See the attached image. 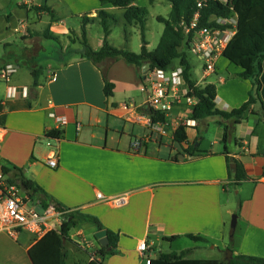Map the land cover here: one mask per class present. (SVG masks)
Returning <instances> with one entry per match:
<instances>
[{
	"label": "crops",
	"instance_id": "crops-1",
	"mask_svg": "<svg viewBox=\"0 0 264 264\" xmlns=\"http://www.w3.org/2000/svg\"><path fill=\"white\" fill-rule=\"evenodd\" d=\"M61 2L67 6L72 21H80L84 15L96 17L100 10L114 16L113 10L118 9L99 0ZM17 4L27 10V18L12 21L10 12L7 30L16 33L14 29L21 22H27L28 35H17L28 46L21 56L0 61V67L6 63L18 67L10 82L18 90L9 94V84H1L0 171L2 161L20 167L24 177L38 187L39 193L31 199L39 205L44 201L48 206L59 205L98 217L104 228L111 229L118 237L115 254L103 258L106 264H145L137 250L142 240L151 246L150 257L158 251L188 248L193 249L190 257L199 259L226 260L228 248L233 255L264 257V108L259 95L251 107L253 111L240 120L220 115L193 119L195 125L189 126L188 144L183 147L173 136L176 126L172 123L178 120V110L171 117L169 132L164 136L156 129L149 130L129 121L130 111L124 104L132 100L143 104L147 100L145 84L135 65L124 59L112 63L107 76L116 87L113 96L108 98L101 69L81 56V22L76 28L66 24L59 14L53 18L33 7L42 4L53 7L51 0H19ZM32 10L37 13L36 23H42L44 16L49 15L47 24L54 31L62 28L64 37L71 39V44L64 43L61 48L65 55L71 53L68 60H60L57 66L50 64L46 75L38 62L44 50L43 35H38L29 18ZM90 23L86 21L87 32ZM87 37L95 50L103 46V32L94 39L88 33ZM111 38L112 33L108 36L109 42ZM148 47L151 49L149 41ZM54 56L51 54L48 59ZM31 68H42L37 84ZM241 71L222 57L218 71L209 76L208 83L217 87L216 102L220 110L239 108L255 93L253 81L239 76ZM198 77L195 75V80ZM62 116L68 118L66 125L58 121ZM226 125L229 134L225 139ZM137 127L142 132L136 131ZM54 131L60 132L59 135H49ZM168 135L174 141L171 144L166 142ZM143 136L147 139L135 149L134 140ZM49 141L53 147L48 145ZM190 145L198 147L193 156L185 151ZM53 149L57 150L59 162L55 168L48 164ZM180 153L184 155L182 159H179ZM239 164L248 179L238 183ZM234 183L240 196L235 206L228 195ZM98 192L111 197L129 193V201L114 207L98 200ZM234 213L238 214V223L229 235L228 221ZM98 230L92 223L81 224L73 230L70 242L76 247L72 250L78 248L88 254L85 261L77 260L75 264L88 263L101 248L95 235ZM189 235L204 237L207 242L195 241ZM173 236L178 237L172 239ZM9 237L26 255V264H33L28 250L39 237L27 231L15 237L0 233L1 242ZM183 238L192 243L180 246L178 242ZM209 244L214 255L194 256L195 251Z\"/></svg>",
	"mask_w": 264,
	"mask_h": 264
},
{
	"label": "trees",
	"instance_id": "trees-1",
	"mask_svg": "<svg viewBox=\"0 0 264 264\" xmlns=\"http://www.w3.org/2000/svg\"><path fill=\"white\" fill-rule=\"evenodd\" d=\"M103 5L110 4L124 10V18L127 24L138 26L141 30V48L133 51L127 48H119L109 42L108 36L112 32L113 15L106 10L98 11L96 17L83 16L82 29V51L83 58L90 59L100 69L104 79V91L108 98L112 97L116 85L110 81L107 72L109 67L116 60L124 59L128 64H133L139 70L144 84L146 85L144 65L149 64V71L156 68L168 69L174 66L173 61L179 59V65L184 67V75L190 85H194L196 80L193 75V64L189 55V45L187 36L182 26L183 22H189L197 11L200 12L202 25L212 26L215 23L210 21L213 16H238L236 33L229 41L224 57L232 64L240 67L242 71L239 76L251 79L253 81L255 93L250 95L249 99L239 108L230 111H222L217 107V87L213 83L197 87L192 95L198 98V103L192 109V118L200 120L211 115H220L225 118L235 117L237 120L244 118L256 102L257 96L262 101L264 108V0H205L202 7L198 6L199 0H167L171 5V11L168 17L158 16L159 21L164 23V30L155 49L148 47L146 37V22L149 10L147 7H141L137 4L138 0H99ZM152 1V0H151ZM38 12H46L53 18L56 12L52 6L42 4L33 6ZM86 21L92 23L98 22L104 29V43L99 50H95L89 43L87 37ZM48 38L58 39L56 36L47 34ZM35 84L42 74V68H31ZM154 120H157L159 114L151 112ZM162 116V115H160ZM163 120L164 116L161 117ZM189 126L180 124L174 133V141L181 146L188 144ZM60 132H52L49 135H59ZM225 139L229 134V128L225 126ZM198 147L190 145L185 151L192 156L196 154ZM177 157H175L176 159ZM2 161V160H1ZM2 171L5 174H13L15 180H18L27 191L30 198L39 193L35 183L24 177L22 169L16 165L7 164L2 161ZM248 176L242 170L240 164L236 172V182L247 180ZM47 202L41 201V207L46 208ZM59 211L64 212L62 222L57 229L47 231L44 235L37 238L28 250L29 257L33 264H67L69 257L66 243L71 240L72 231L84 223H92L100 229H105L103 223L98 217L82 212L80 210L63 209L56 206ZM109 245L102 246L94 254L95 256L86 264H106L104 257L115 254L118 237L111 229H108ZM193 240L207 242V239L201 236L189 235ZM178 236L171 237L172 239ZM108 247L111 249L108 250ZM151 247V246H150ZM192 248L180 251H158L155 256H151V264H264V257L234 254L230 261L225 259H199L191 258ZM97 256H100L99 259Z\"/></svg>",
	"mask_w": 264,
	"mask_h": 264
},
{
	"label": "built area",
	"instance_id": "built-area-1",
	"mask_svg": "<svg viewBox=\"0 0 264 264\" xmlns=\"http://www.w3.org/2000/svg\"><path fill=\"white\" fill-rule=\"evenodd\" d=\"M221 1V0H220ZM205 0H199L198 6L202 7ZM225 2V1H223ZM200 12L197 11L189 22H183L182 26L186 33V40L190 53L200 62L201 73L194 85H190L184 75L182 65L173 66L168 69L156 68L145 72L146 85L143 90L147 92V100L143 104L129 101L124 104L128 109L129 121L144 125L147 129H156L161 135H167L171 126L170 119L177 110L178 120L172 123L177 127L195 125L192 118V109L198 103V98L192 95L193 91L200 86L208 84V78L218 71V65L224 51L236 33L238 16H213L210 21L212 26L202 25ZM14 31L21 36L28 35L27 22H21ZM17 65L6 63L0 67V79L9 84V94H14L18 89L10 84L13 74L17 71ZM1 105V103H0ZM1 112V106H0ZM159 114L154 120L151 115ZM165 117L163 120L161 117ZM60 125L68 123L67 117H59ZM147 137L136 138L133 147L138 149ZM48 145L53 147L52 142ZM57 150L53 149L48 158V164L55 168L58 166ZM98 200L105 204L120 207L128 203L129 193L117 196H106L97 193ZM64 212L59 211L55 205L42 208L35 203L27 194L22 184L15 180L11 174L0 171V233L17 236L21 231H27L37 237H41L47 231L57 229L62 222ZM140 258L145 264H151V247L146 240L137 245Z\"/></svg>",
	"mask_w": 264,
	"mask_h": 264
},
{
	"label": "rangeland",
	"instance_id": "rangeland-1",
	"mask_svg": "<svg viewBox=\"0 0 264 264\" xmlns=\"http://www.w3.org/2000/svg\"><path fill=\"white\" fill-rule=\"evenodd\" d=\"M139 6L141 7H147L149 10V14L147 16V22H146V37L147 41L151 43V50L155 49L160 37L164 30V23L159 21L158 16L168 17L171 6L170 3L167 0H138ZM17 2L19 0H0V61H7V60H13L16 56H21L22 53L25 51L27 43L21 39L17 35V33H14L13 30H7L8 28V16L10 12L12 13V18H10L12 21H17L19 18L26 19L28 12L24 8H21ZM51 3L53 5V8L56 9V14L63 16V18L66 21V24L73 25L76 28L79 26V22H81V26H83V19L81 18L80 21L74 20L72 21L67 6L61 2V0H51ZM120 8H116V10H113L114 18L112 20V38L110 39V42L112 44H115V46L119 48H127L129 50L133 51H139L141 48L142 39L141 37V30L138 26H132L127 24L124 14L122 13ZM29 18L34 23V28L37 30L38 35H43V44H44V50L42 51L41 58L38 59V62L43 66L44 74L46 75L47 72H49L50 64L53 66H57L58 62L60 60H68V57L71 55V53L64 54L62 53V45L64 43L71 44L70 40L67 37H64L62 28L58 30H53L50 25L47 24L48 21H50V16H44V20L42 23H36L37 20V13L36 11H29ZM78 22V23H77ZM91 28L88 29V35L91 34V37L94 39L95 37H98L102 32L104 33L103 26L99 24L98 22L92 23L91 21ZM36 25V26H35ZM45 32L42 33V31ZM12 31V32H11ZM58 34L60 39H62L63 43L58 41V39L55 38H48L46 36L47 34H50L51 36H56L55 34ZM190 58L192 59V63L195 65L193 68L194 76L197 77L200 76L201 69L200 64L201 62L197 60L195 56H193L190 51L188 50ZM55 55L53 58L48 59L49 55ZM174 66H177L179 64V59H175L173 61ZM6 82L0 79V92H1V84L5 85ZM138 132H142L141 128L137 127ZM166 142H169L170 144L174 141L172 140L169 135L165 138ZM180 157L183 156V153L179 154ZM233 170L234 168L231 167ZM230 191H228V195L232 198V201L234 202V206L236 205V201H238L239 195L236 194L237 189H235L238 185L232 184L230 185ZM246 192V190H245ZM237 215V213H234L230 216L228 221V229H229V235L232 231V220L233 215ZM87 226V225H86ZM85 226V227H86ZM73 232V231H72ZM89 234V232H87ZM238 235V233H237ZM90 237H93V235H90ZM85 241H82V245H84ZM16 241L13 240V238H8L5 240V242L0 241V264H26L27 263V257L24 255L18 248H16L15 245ZM181 246H185L186 243L191 244V240H187V238H183V240H179L178 242ZM76 246L68 240L67 242V248L69 250V258H68V264H75L77 260L85 261L88 257V254L84 251H81L80 249L76 248L75 250H72V248H75ZM212 244L206 245V248L200 251H195L194 256H210L214 255L213 252H211L213 249H211ZM230 249V248H228ZM74 252L77 254L75 255ZM78 262V261H77Z\"/></svg>",
	"mask_w": 264,
	"mask_h": 264
},
{
	"label": "water",
	"instance_id": "water-1",
	"mask_svg": "<svg viewBox=\"0 0 264 264\" xmlns=\"http://www.w3.org/2000/svg\"><path fill=\"white\" fill-rule=\"evenodd\" d=\"M149 67H150L149 64L144 65V67H143L144 72H146V69L149 68ZM182 157L179 156V159H182ZM231 167L235 168L236 167V164L235 163L231 164ZM237 223H238V216L235 214V215H233V220H232V224H231V227L232 228L231 229L235 230L236 227H237ZM95 235H96L97 239L99 240V242H100V244L102 246H108L109 245V236H108L107 229H100V230H98L95 233ZM110 249L111 248L108 247V250H110ZM232 257H233L232 250L231 249H227L226 250V254H225L226 260L227 261H230Z\"/></svg>",
	"mask_w": 264,
	"mask_h": 264
}]
</instances>
